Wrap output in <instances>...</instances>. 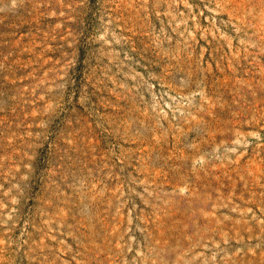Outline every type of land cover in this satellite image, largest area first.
Here are the masks:
<instances>
[{"label":"rangeland","instance_id":"obj_1","mask_svg":"<svg viewBox=\"0 0 264 264\" xmlns=\"http://www.w3.org/2000/svg\"><path fill=\"white\" fill-rule=\"evenodd\" d=\"M0 264H264V0H0Z\"/></svg>","mask_w":264,"mask_h":264}]
</instances>
